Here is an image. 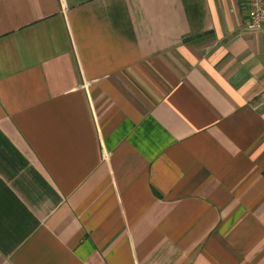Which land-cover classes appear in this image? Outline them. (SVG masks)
<instances>
[{
	"label": "crops",
	"instance_id": "0c3cea01",
	"mask_svg": "<svg viewBox=\"0 0 264 264\" xmlns=\"http://www.w3.org/2000/svg\"><path fill=\"white\" fill-rule=\"evenodd\" d=\"M247 0H0V264H264V28Z\"/></svg>",
	"mask_w": 264,
	"mask_h": 264
},
{
	"label": "built area",
	"instance_id": "2783aa9c",
	"mask_svg": "<svg viewBox=\"0 0 264 264\" xmlns=\"http://www.w3.org/2000/svg\"><path fill=\"white\" fill-rule=\"evenodd\" d=\"M249 31H258L264 28V0H247Z\"/></svg>",
	"mask_w": 264,
	"mask_h": 264
}]
</instances>
